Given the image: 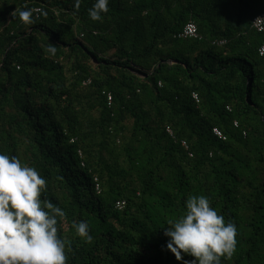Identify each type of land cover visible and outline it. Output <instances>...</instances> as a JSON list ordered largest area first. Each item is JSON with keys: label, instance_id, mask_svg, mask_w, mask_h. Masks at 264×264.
I'll list each match as a JSON object with an SVG mask.
<instances>
[{"label": "trees", "instance_id": "trees-1", "mask_svg": "<svg viewBox=\"0 0 264 264\" xmlns=\"http://www.w3.org/2000/svg\"><path fill=\"white\" fill-rule=\"evenodd\" d=\"M94 2L0 0V153L46 179L68 264H183L164 228L193 195L237 226L222 264H264V0H110L102 22Z\"/></svg>", "mask_w": 264, "mask_h": 264}, {"label": "clouds", "instance_id": "clouds-1", "mask_svg": "<svg viewBox=\"0 0 264 264\" xmlns=\"http://www.w3.org/2000/svg\"><path fill=\"white\" fill-rule=\"evenodd\" d=\"M80 3L76 0L77 9ZM109 3L110 0H95L88 9L90 19L102 22ZM35 11L21 10L18 18L25 25H33L38 19ZM13 16H17L16 11ZM46 51L54 56L57 47L49 43ZM47 190L46 179L35 167L17 155L0 153V264H68L72 242L59 234V223L66 212L42 198ZM185 205L181 216L165 224L164 235L169 238L166 249L183 264H222V258L231 260L238 245L236 224L226 222L207 196L193 195ZM73 226L84 242H93L87 222ZM184 254L194 259L184 260Z\"/></svg>", "mask_w": 264, "mask_h": 264}, {"label": "built area", "instance_id": "built-area-1", "mask_svg": "<svg viewBox=\"0 0 264 264\" xmlns=\"http://www.w3.org/2000/svg\"><path fill=\"white\" fill-rule=\"evenodd\" d=\"M38 11H39V8H36V12H38ZM252 27L254 29H256L258 32L263 34V40H262V43L260 44V46L258 48V52H259V54L261 56H264V9L253 18ZM179 37H181V38H191V37L192 38H196V37H199V34L197 32V28H196L195 23L188 22L183 27L182 31L179 33ZM223 42L224 41L221 40L218 43L222 44ZM192 97H193V99H195L198 102L199 98H198V96L195 93L192 94ZM108 99L109 100L111 99L110 94L108 95ZM234 125L238 126V123L235 121ZM167 131L169 132L170 135H172L171 129H167ZM212 131H213V134L215 136H217L218 138L225 139V135L223 134V132L218 127H214L212 129ZM182 144H183V146H185V148H187V144H186L185 141H182ZM96 189H97V191H99V186L98 185H96ZM116 206L118 208H122L124 206V201L117 202Z\"/></svg>", "mask_w": 264, "mask_h": 264}]
</instances>
